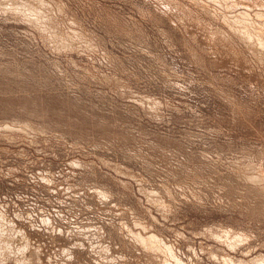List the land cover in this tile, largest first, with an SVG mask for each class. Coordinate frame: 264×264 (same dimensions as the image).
Segmentation results:
<instances>
[{"label":"rangeland","instance_id":"1","mask_svg":"<svg viewBox=\"0 0 264 264\" xmlns=\"http://www.w3.org/2000/svg\"><path fill=\"white\" fill-rule=\"evenodd\" d=\"M0 264H264V0H0Z\"/></svg>","mask_w":264,"mask_h":264}]
</instances>
